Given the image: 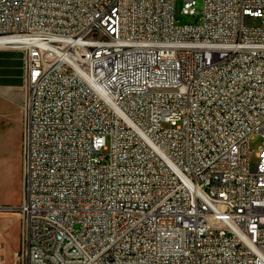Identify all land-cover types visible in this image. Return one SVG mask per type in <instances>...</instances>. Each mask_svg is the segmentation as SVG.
<instances>
[{
    "label": "built area",
    "instance_id": "built-area-1",
    "mask_svg": "<svg viewBox=\"0 0 264 264\" xmlns=\"http://www.w3.org/2000/svg\"><path fill=\"white\" fill-rule=\"evenodd\" d=\"M176 1L0 0L18 264H264V0Z\"/></svg>",
    "mask_w": 264,
    "mask_h": 264
},
{
    "label": "rangeland",
    "instance_id": "rangeland-1",
    "mask_svg": "<svg viewBox=\"0 0 264 264\" xmlns=\"http://www.w3.org/2000/svg\"><path fill=\"white\" fill-rule=\"evenodd\" d=\"M181 0H177L175 4L176 18L180 24L196 23L198 16H190L181 13ZM197 10H201L202 4L198 3ZM250 25L260 24V20L251 19ZM18 130V129H17ZM17 130L13 125H8L5 128L3 137V147L0 154V206L16 207L21 200V190L19 187V180L14 171L15 156L13 153V144L17 142ZM16 131V135L15 134ZM263 144V138L256 133L251 137L250 147V163L254 166L257 161V152ZM19 232L20 221L17 211L14 210H0V234L3 239V246L0 249L2 263L0 264H18L15 259V252L19 247Z\"/></svg>",
    "mask_w": 264,
    "mask_h": 264
},
{
    "label": "crops",
    "instance_id": "crops-1",
    "mask_svg": "<svg viewBox=\"0 0 264 264\" xmlns=\"http://www.w3.org/2000/svg\"><path fill=\"white\" fill-rule=\"evenodd\" d=\"M23 59L22 53L16 49L0 46V154L3 147L1 137L5 128L13 125L17 130V142L14 141V171L19 180L21 190V149H22V117L23 102ZM16 135V131L15 134ZM19 204V202H18ZM17 204V205H18Z\"/></svg>",
    "mask_w": 264,
    "mask_h": 264
},
{
    "label": "bare ground",
    "instance_id": "bare-ground-1",
    "mask_svg": "<svg viewBox=\"0 0 264 264\" xmlns=\"http://www.w3.org/2000/svg\"><path fill=\"white\" fill-rule=\"evenodd\" d=\"M5 42V39H0V46ZM3 47V46H2Z\"/></svg>",
    "mask_w": 264,
    "mask_h": 264
}]
</instances>
